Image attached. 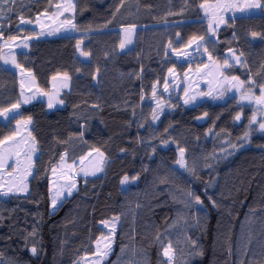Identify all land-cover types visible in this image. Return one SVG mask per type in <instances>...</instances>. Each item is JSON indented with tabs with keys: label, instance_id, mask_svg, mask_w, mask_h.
Instances as JSON below:
<instances>
[{
	"label": "trees",
	"instance_id": "obj_1",
	"mask_svg": "<svg viewBox=\"0 0 264 264\" xmlns=\"http://www.w3.org/2000/svg\"><path fill=\"white\" fill-rule=\"evenodd\" d=\"M216 1L74 0L73 23L79 31L69 29L17 53L42 90L49 91L58 74H68L71 88L63 92L61 108L49 110L36 101L23 105L8 123L0 120V141L13 137L17 122L28 117L37 141L29 191L0 196V260L83 264L104 233L103 222L119 217L113 251L103 264H165L167 231L180 203L188 200L191 226L176 264H264V130L260 122L250 123L253 106L236 97L193 107L170 100L160 112L156 103L163 94L153 96L174 65L167 60L169 52L201 36L217 58L229 49L243 52L241 66L228 70L231 75L251 79L254 84H247L257 91L264 84V0L258 13L227 18L213 40L200 5ZM59 2L0 4L12 9L0 20V62L3 40L36 35L20 18L34 22ZM131 25L147 28L121 49L122 27ZM17 102L16 85H0V111ZM245 132L250 136L245 138ZM181 148L194 174L175 163ZM94 149L107 159L105 172L79 178L78 190L52 213L53 169L65 155L73 163ZM124 176L129 180L121 184ZM188 192L203 203L196 204Z\"/></svg>",
	"mask_w": 264,
	"mask_h": 264
},
{
	"label": "rangeland",
	"instance_id": "obj_2",
	"mask_svg": "<svg viewBox=\"0 0 264 264\" xmlns=\"http://www.w3.org/2000/svg\"><path fill=\"white\" fill-rule=\"evenodd\" d=\"M251 2L252 0H218L216 2H210L204 5V8L208 9L207 13L205 12L204 8H202L205 18L204 20H206L209 24L213 13H215L217 19H219L220 16H223L224 21H226V19L229 17L234 18L235 16L239 15L258 13L260 11V8H253L244 11L240 10L246 3ZM225 3H234L237 7L234 10H224L218 7L219 5H223ZM58 5H61L59 12H62L63 14H59L57 11V7H55V9L51 13H42L37 15L35 21L32 23H23V25H28L31 30H34V32H36V35L29 36L31 37V39H27V47H24L23 44L25 42V38H27L28 36H22L14 40L7 39L2 41V43L4 44V52L1 59L2 61L0 62V85L9 82L13 83L16 85L19 94V88H22L23 99L25 97L35 96V98L30 100L28 104L42 100L49 101V98H51L53 107H56L59 104V101H62L61 96L63 92L68 91L71 88V79L67 74V78L69 81H64V79L59 77L58 80L54 82L51 91L42 90L38 86V83L32 71L21 66L18 62L17 56V53L19 52L30 51L32 44L34 42H37L38 40L55 38L65 35V32H67L69 29H65L64 27H61V25L66 20H72L73 22L74 10L64 11V8H69L70 5H74V0H60ZM1 17L2 16H0V20ZM224 24L225 23L219 25L215 34H211L209 32V37H211V39L213 40H217V32ZM135 26L136 27L134 29H132L130 26L122 27L125 39L127 38L131 41L130 43H127L128 46L132 45L135 42L136 35L139 31L147 28L146 25ZM213 27H216L215 23H213ZM1 28L2 23L0 22V30ZM56 29H59V31H55ZM125 29H128L127 33H125L124 31ZM41 32H43L44 34L41 35ZM204 42L205 39L203 42H201V47L199 48V50L197 49L196 43H193L190 46L187 45L185 48L179 49L181 53L187 52L188 55L186 56L182 54L178 55L177 52L173 50L169 52L170 54H168V56L170 57L166 58L168 61H172L174 65L169 68L172 69L171 73L169 72L168 68L165 71V78L163 79L162 84L159 82L155 86V92L157 93L158 91L163 94L162 97L157 100V102H159L160 105L164 107L170 103V100H178L183 105L193 107L199 102L206 100L218 102L227 98L236 97L238 98L240 104L253 106L255 111L254 115L256 116V121L253 122L264 121V105L256 103L255 100L249 101L240 99L242 94H252L258 97L260 96V90L257 91L255 87H251L247 84L246 81V83L240 88L232 87L233 84H236L238 82L230 79L235 75H231L230 71L228 70H231L232 66L239 67L242 63L234 64L232 61V54L229 51L224 54L222 58H217L213 54H211V59H209L208 52L203 51V47H205ZM232 50L235 51L236 55H240L237 50ZM13 57H15V64L11 62ZM225 60L229 61L231 67H224ZM241 61L243 62L242 57ZM29 71H31V73ZM60 76H65V74H61ZM239 80L244 81L240 77ZM192 97L195 98L191 99ZM185 100H187L188 103H185ZM62 104L64 105V103ZM27 120L28 119H22L20 120V123H17L16 125V133L18 135L15 141H13L15 149L8 151V147H1L0 145V154H3L5 157H7L10 153L14 154V152H19L18 157L13 155L12 159L6 160L5 166H0V191L6 190L8 188L14 189L12 194H9L7 196L0 195L2 198H7L15 194H24L29 191L30 179L35 171L37 141L31 132V122L25 123V121ZM33 144L36 148V151L34 153L31 151ZM29 156H31V168H29ZM16 159L19 160L18 164L13 162ZM106 165L107 159L105 155L97 149L92 150L87 154L86 157L75 161L74 163H69L67 160V156L65 155L55 167V172H53L51 180L52 199L56 196L57 191L60 189L64 190V195L56 197V206L55 208H53V206L51 207V212H55L58 206L64 201V199L71 197L78 190L79 178H89L103 175L106 169ZM96 167H100L101 171H97L93 175L92 172ZM81 169L87 171L88 175L85 176L84 171H81ZM73 182L76 184V187L73 189L72 195L68 196L65 186L71 185ZM24 185H27V192H15L16 188L23 187ZM191 205L192 204H190L188 200L182 201L180 203L179 212L177 213L176 218L167 231L168 238L165 240L166 246L169 244V242H171L173 249H175L173 264H176L178 262L179 255L182 254L181 252H183V246H181V244L185 237H187V228L191 226L186 220V215L192 208ZM106 222L107 223L103 224V235L100 236L94 243V253L86 255L83 259V264H103V262L111 255L114 245V236L119 221L112 219ZM113 224L115 225L114 235L112 233ZM108 243L111 244V252L104 260L101 261L96 255L97 249L99 248L101 251H103L104 245ZM163 258L166 264L168 258L164 256ZM0 262H2V264H7L6 260H0Z\"/></svg>",
	"mask_w": 264,
	"mask_h": 264
},
{
	"label": "snow or ice",
	"instance_id": "obj_3",
	"mask_svg": "<svg viewBox=\"0 0 264 264\" xmlns=\"http://www.w3.org/2000/svg\"><path fill=\"white\" fill-rule=\"evenodd\" d=\"M8 3H13L14 4L15 3V0H0V4H8ZM56 7H57L58 13L59 14H63L62 12H59V10L61 8V5H57ZM200 7L201 8H204V5L201 4ZM218 7L222 8L224 10H228V9H233L234 10V9H236L237 6L234 3H225L223 5H219ZM261 7H262V5L260 3V0H252L251 3H246L243 6V8H241L240 10L241 11H244V10H248V9L261 8ZM74 8H75V5H70L69 8H64V11L74 10ZM204 10H205L206 13L208 12V9L207 8H204ZM10 11H12L11 8L5 9L3 7H0V16L5 15L7 12H10ZM117 11H119V9H117ZM20 20H21V23H32V21H25L23 19V17H21ZM213 23H215L216 27H213ZM223 23H225V21L223 19V16H220L219 19H217L215 13H213V16L210 19L209 25H208L209 32L211 34H215V32H216L217 28L219 27V25L220 24H223ZM61 27H64L65 29H74V30L79 31V29L77 28L76 24H74L72 22V20H66V21H64L62 23ZM130 27L132 29H134L136 26L135 25H131ZM55 31H59V29H56ZM124 31H125V33H127L128 32V29H125ZM43 34L44 33L41 32V35H43ZM2 35H3V33L0 32V37H2ZM253 35H256V34L253 33ZM177 36H179V33H177ZM10 39H13L14 40L16 38L15 37H11ZM27 39H31V37L25 38V42L23 44L24 47H27V43H26ZM203 41H204V37H202V36L199 37V38L192 37V39L188 41V46L192 45L193 43H196L197 44V49L199 50V48L201 47V42H203ZM130 42H131L130 39H127V38L124 39V40H121V42L119 44V47L121 49H123V48H125L126 44L127 43H130ZM80 43H82V41L78 42L77 47L80 46ZM168 47L169 48H172L171 42H169ZM173 51H176L178 55H181V54L182 55H185V56L188 55L187 52L181 53L180 50H178V49H173ZM203 51L204 52H208L207 47H203ZM229 52L232 54V61H233L234 64H241L242 63L241 57L244 55L243 52H241L240 55H236L235 51L232 50V49H229ZM83 55L87 56V55H89V53L85 52V53H83ZM208 58L211 59V53H208ZM11 62L13 64L16 63L15 57L12 58V61ZM17 66H19V65H17ZM243 66L244 67H247L246 64H243ZM224 67H226V68L227 67H231V65L229 64V61L228 60H225L224 61ZM169 72L171 73L172 72V69H169ZM65 77L67 78V74H65ZM230 79L233 80V81H237L238 82V83L232 85V87H235V88H240V87H242L246 83L245 81H240L239 80V77L233 76ZM247 83L254 84V81H252L251 79H249L247 81ZM258 87H259V90H260V96L257 97V96H254L252 94H248V95L242 94L241 97H240V99L241 100H249V101L255 100L256 103L261 104V105H264V84H261ZM153 96H155V87L153 88ZM34 98H35V96L25 97L23 99V101H20V102H17L15 104H13L11 108H6V109H3L2 111H0V115L7 116V114L10 113V112L15 113V114H18L17 113V110L20 108L21 103H28V102H30V100H32ZM194 98L195 97H192L191 99H194ZM59 103L62 104L63 101H59ZM185 103H188V101L185 100ZM48 107L49 108L53 107V103H52L51 98H49ZM157 108L160 110V112L163 111V108H162V106L160 105L159 102H157ZM205 115H207V113H205ZM158 118H159V114L156 112V110H154L153 111L152 119L153 120H156ZM235 119L236 120H240L241 119V115L240 114H237L236 117H235ZM253 121H256V116L255 115H253L251 117L250 123L253 122ZM30 122H31V117H28V120L25 121V123H30ZM17 123H20V121H18ZM259 129L260 130H264V121H262V122L259 123ZM209 131H211V130H209ZM249 136H250V133L249 132H245L244 133V137L245 138H247ZM13 138L14 137H12V136L6 137L4 141H0V144L6 143L8 140H12ZM164 143H167V142L165 141ZM240 146L242 147L243 145H240ZM233 147L235 148L236 146L233 145ZM31 151L33 153L36 151V148H35V145L34 144H33L32 148H31ZM152 151L155 152V148H153ZM13 155H15L16 157H18L19 156V152H16L14 154L10 153L7 157H5L3 154H0V166H5L6 160L12 159V156ZM13 162L18 164L19 163V160L16 159ZM175 163L177 165H179L180 168L185 169L189 173H192V174L195 173V168L194 167H189L188 164H187V162H186V160H185V150L183 148L180 149V151H179V158L175 161ZM31 166H32L31 156H29V168H31ZM81 171H84L85 176L88 175V172L85 171L84 169H81ZM97 171H101V168L100 167H96L94 169V171L92 172V174L94 175L95 172H97ZM53 172H55V169H53ZM29 174H30V172H29ZM137 178L138 177H133L132 179L135 180ZM128 180H129V177L128 176H124V178L121 180V184L127 183ZM164 182L165 181H163V180L161 181V183H164ZM65 187L67 189V195L68 196H71L73 189L76 187V184L73 182L71 185H66ZM13 191H14L13 188H8L6 190L0 191V195L7 196L9 194H12ZM15 192H27V185H24L23 187L16 188L15 189ZM63 195H64V190L63 189H60V190L57 191L56 196L52 199V206H53V208H55V206H56V202H57L56 197H60V196H63ZM187 195L189 197H191L196 204H202L203 203L198 195H195L192 192H188ZM213 204H215V201H213ZM113 219L114 220H119V217H114ZM103 223H107V222H103ZM114 232H115V225L113 224V226H112V233H113V235H114ZM157 239H158V237H157ZM97 243H99V242H97ZM191 245L193 247H195L196 242L195 241H191ZM36 251H37V249L35 247H32L31 248V252L33 254H35ZM122 251H123V249H122ZM110 252H111V244L108 243V244H105L104 245V250L103 251H101L98 248L96 255L98 256V259L102 261V260H104L110 254ZM174 252H175V249H173L171 242H169V244L166 247L163 248L162 256L168 258L167 261H166V264H173ZM0 264H2V262H0Z\"/></svg>",
	"mask_w": 264,
	"mask_h": 264
},
{
	"label": "crops",
	"instance_id": "obj_4",
	"mask_svg": "<svg viewBox=\"0 0 264 264\" xmlns=\"http://www.w3.org/2000/svg\"><path fill=\"white\" fill-rule=\"evenodd\" d=\"M1 61H2V60H1ZM29 72L31 73V71H29ZM32 73H33V72H32ZM31 75H32V74H31ZM60 75H61V74H58V75H56V76H54V77L52 78V80H51V89H50V91H51L52 88H53V84H54V82L57 81L59 77H61L62 79H64V81H69L68 78H66L65 76H60ZM62 79H61V80H62ZM66 83H67V82H66ZM19 90H20L21 101H23L22 88H19ZM42 101H45V102L47 103V105H48V101H47V100H42ZM26 104H28V103H21L20 108L17 110V113H18V114H15V113L10 112V113L7 114V116L0 115V120H1L2 122H4V123H8L9 120H10L12 117H15V116H18V115H19V113L21 112V107H22L23 105H26ZM62 106H63V104L59 103L56 107H51V108L48 107V109H49V110H54V109H57V108H61ZM17 135H18V134L16 133V134L13 136L14 138H13L12 140H8L6 143H2V144H1V147H4V146L8 147V151H10V150H12V149H15V148H14V145H13V143H14L13 141H15ZM5 149H7V148H5ZM91 151H92V150H91ZM91 151H89V152H91ZM89 152H88V153H89ZM14 153H15V152H14ZM88 153H87V154H88ZM87 154H86L84 157H86ZM84 157H81V158L77 159L76 161H78V160H80V159H82V158H84ZM73 163H74V162H73ZM54 169H55V168H54ZM52 175H53V171H52V173H51V177H50V199H51V207H52V186H51Z\"/></svg>",
	"mask_w": 264,
	"mask_h": 264
}]
</instances>
